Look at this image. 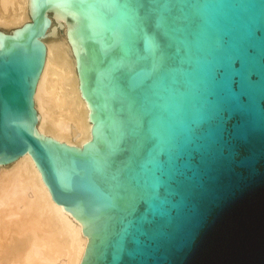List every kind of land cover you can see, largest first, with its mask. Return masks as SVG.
<instances>
[{"label": "water", "instance_id": "water-1", "mask_svg": "<svg viewBox=\"0 0 264 264\" xmlns=\"http://www.w3.org/2000/svg\"><path fill=\"white\" fill-rule=\"evenodd\" d=\"M0 32V171L32 156L83 264H264V0H29ZM66 30L87 151L35 137Z\"/></svg>", "mask_w": 264, "mask_h": 264}, {"label": "bare ground", "instance_id": "bare-ground-1", "mask_svg": "<svg viewBox=\"0 0 264 264\" xmlns=\"http://www.w3.org/2000/svg\"><path fill=\"white\" fill-rule=\"evenodd\" d=\"M29 0H0L2 38L32 27ZM53 33L32 106L35 137L68 152L87 151L92 131L71 44ZM88 242L80 223L54 207L32 156L0 171V264H83Z\"/></svg>", "mask_w": 264, "mask_h": 264}, {"label": "rangeland", "instance_id": "rangeland-1", "mask_svg": "<svg viewBox=\"0 0 264 264\" xmlns=\"http://www.w3.org/2000/svg\"><path fill=\"white\" fill-rule=\"evenodd\" d=\"M58 37L61 41H65V35H64V32L62 31V35L58 34Z\"/></svg>", "mask_w": 264, "mask_h": 264}]
</instances>
